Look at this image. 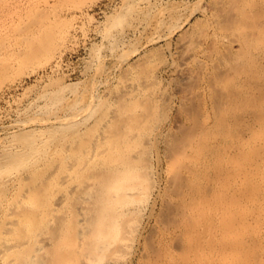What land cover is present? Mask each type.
<instances>
[{"label":"bare ground","instance_id":"obj_1","mask_svg":"<svg viewBox=\"0 0 264 264\" xmlns=\"http://www.w3.org/2000/svg\"><path fill=\"white\" fill-rule=\"evenodd\" d=\"M220 1L196 43L181 35L188 56L173 68L188 91L179 100L197 104L185 85L198 81L210 103L178 102L165 130L176 94L155 73L108 90L106 104L78 85L31 103L27 124L0 142V264H264V0ZM38 23L0 56V73L40 51Z\"/></svg>","mask_w":264,"mask_h":264},{"label":"rangeland","instance_id":"obj_2","mask_svg":"<svg viewBox=\"0 0 264 264\" xmlns=\"http://www.w3.org/2000/svg\"><path fill=\"white\" fill-rule=\"evenodd\" d=\"M134 1L137 0H0V56L10 54L9 52L15 49L20 50L19 47L24 46L21 32L30 29L32 33L33 28H36L34 25L40 21L41 24L38 23L39 27L37 26L35 31L37 32L38 28L42 30L40 34L37 32L38 35L33 32L36 36L30 33L31 47L33 49L40 47L39 52H37L39 49H35L37 54L31 55L30 64L27 63L28 61L19 63L12 57L14 61L9 59L6 62L10 63L9 67L1 68L3 73H0V142L8 135L7 133L20 128L19 122H23L22 125L27 124L31 118L28 116L34 115L32 110H37L36 105L31 103L37 102L36 99L40 93L46 89L64 85L68 87L78 85L80 90L93 88L101 97L99 102L106 104L103 101L105 98L107 100L110 98V92L115 90L113 88L119 89L120 86L122 88L125 85L122 83L127 84V80H129L128 84L133 82L130 81L131 79L136 80L137 82H134L136 84L139 83L138 80L145 77L157 76L154 79L163 80L162 83L158 82V85L162 84L160 86L162 89L166 85L167 91L164 90L170 96L176 94L171 99L167 96L168 93L165 95L170 103L174 102L171 105L167 102L170 105L166 110L168 118L164 125L162 123V128L165 130L172 123V119L174 120V116L175 118L182 116L181 108L185 106L182 107L181 103L184 100L188 104L189 99L182 97L181 101L179 100L181 93L184 96L185 92L179 90L180 93L177 90L178 84L175 83L178 80H176V71H173V68L176 70L174 67L176 63L178 64L188 56L184 53L185 51L180 50L184 54L178 51L182 45L184 50L186 42L185 37L182 36L184 42L181 43V35L188 32L191 35L190 30L195 31L196 34L200 27L211 28L215 23L217 24L219 18L216 20L214 18L216 14L219 15L220 6L218 8L216 4L220 5L222 2L221 4L224 5V1L159 0L161 3H157L154 9L146 2L144 4L142 0ZM209 3L213 5L216 3L215 11L217 9L218 11L214 12L215 5L212 8ZM142 16L145 18L142 19ZM204 19L206 20L203 21ZM193 31L191 35L193 37H188L189 34H187L185 39H195L196 43L195 36L199 34L195 35ZM180 43L182 45L178 47ZM178 55L182 58L177 59ZM164 59V62L166 59L169 60L167 64L164 63L165 65ZM187 60L194 65V59ZM170 70L172 72H169ZM154 73L156 76L153 75ZM169 79L171 81H168ZM185 86V91L191 90V94L199 96L200 100L197 104L201 103L200 107L208 106L210 102L207 84L197 81L190 85V89L187 85ZM110 89L112 90L108 92ZM198 90H200L199 95ZM200 95H202L201 98ZM40 101L44 103L45 100L39 98L38 103L43 104ZM194 101H198V98ZM178 102L181 108L177 107ZM195 102L189 101L190 104L198 106ZM176 107L180 109L181 115L178 110L175 112ZM164 149L162 143L160 148L162 161L155 160V166L161 172L159 175L161 182L165 180ZM129 264H138V259L135 258Z\"/></svg>","mask_w":264,"mask_h":264}]
</instances>
